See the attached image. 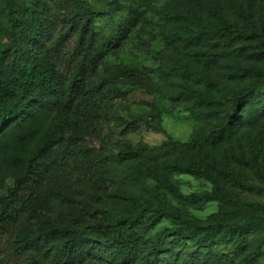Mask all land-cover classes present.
<instances>
[{"label": "rangeland", "instance_id": "1", "mask_svg": "<svg viewBox=\"0 0 264 264\" xmlns=\"http://www.w3.org/2000/svg\"><path fill=\"white\" fill-rule=\"evenodd\" d=\"M83 4L90 18L81 35L66 12ZM36 5L48 19L38 45L53 56L61 77L82 65L86 90L60 111L39 108L26 126L30 139L24 147L0 143L3 195L14 184V156L29 152L43 133L53 139L49 161L34 165L41 182L30 181L21 193L33 209L25 231L80 227L83 241L92 244L96 229L153 209L159 189L183 216L201 220L206 229L175 244L168 231L174 224L163 217L148 235L163 242L162 250L131 264H264V220L238 229L234 238L226 233L259 212L197 199L219 192L264 204V115L258 112L264 107V49L243 35H264V0H37ZM203 19L211 30L204 36ZM224 20L236 23L239 32L219 34ZM8 27L0 11V30ZM25 30L18 25L19 35ZM124 66L139 76L119 74ZM141 78L152 82L153 91ZM252 85L255 94L237 108L238 91ZM154 115L162 117L165 132L146 125ZM10 133L19 138V129ZM169 136L196 146H165ZM128 146L141 151L145 168L152 170L144 180L133 174ZM257 247L260 256L254 259ZM73 264H111L110 255L91 251Z\"/></svg>", "mask_w": 264, "mask_h": 264}, {"label": "trees", "instance_id": "2", "mask_svg": "<svg viewBox=\"0 0 264 264\" xmlns=\"http://www.w3.org/2000/svg\"><path fill=\"white\" fill-rule=\"evenodd\" d=\"M36 1L26 0L21 3L19 0H2L0 6L1 14L5 16L9 26L6 30H0V143L13 145L15 149L18 146L24 147L29 142L30 133L25 129L39 108L60 111L64 104L73 106L86 90L82 65L75 68L72 76L61 77L53 67V56L38 45V42L45 39L48 19L39 14ZM66 14L67 19L75 22L74 27H80L82 35L90 18L89 9L84 4L70 5ZM206 22L203 19L200 24V35L211 32ZM20 24L27 26V30L21 35L17 31ZM217 32L229 36L239 32V26L224 20ZM243 35L255 38L264 49L263 34L248 35L243 32ZM119 74L139 76L138 70L131 66L122 67ZM139 81L147 90L153 91L149 79L141 78ZM255 87L252 85L238 91L234 105L237 108L244 107L248 98L255 94ZM258 112L264 115V107ZM241 118L245 121L243 116ZM57 123L61 125L62 119L59 118ZM145 123L155 131L165 132L160 115L146 119ZM16 128L20 132L19 138H14L10 133L11 129ZM52 140L49 133H43L36 138L29 152L23 151L22 155L14 156V184L6 194L0 195V264H73L83 260L91 251L110 255L111 264H131L146 252L152 255L162 250L163 242L150 241L148 235L163 217L170 218L174 224L172 230H167L174 232L169 236H175L172 241L175 244L206 229L201 220L183 216L159 189H155L156 206L153 209L145 208L136 216L121 218L115 225L96 229L91 237L92 244L83 241L84 235L80 227H48L35 234L27 233L25 225L33 209L21 193L30 181L34 185L41 182L40 175L34 171V165L37 160L46 163L49 161ZM164 145L196 146L195 143H183L170 136ZM141 153L128 146L125 156L134 159L136 167L133 174L137 179L144 180L152 170L145 168ZM197 199L219 200L229 204L234 211L259 212V215H252L241 224L230 226L226 233L231 238L235 237L238 229H248L260 219L264 220V204L259 202L232 199L219 192L205 193ZM148 211L152 215L147 218ZM214 238H217V234ZM47 244H51V247L45 249ZM234 251H238L236 247ZM252 256L254 259L260 256V247L252 252Z\"/></svg>", "mask_w": 264, "mask_h": 264}]
</instances>
